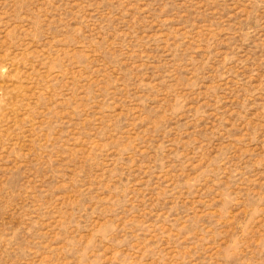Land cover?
I'll use <instances>...</instances> for the list:
<instances>
[{
  "label": "rangeland",
  "instance_id": "374dc122",
  "mask_svg": "<svg viewBox=\"0 0 264 264\" xmlns=\"http://www.w3.org/2000/svg\"><path fill=\"white\" fill-rule=\"evenodd\" d=\"M0 264H264V0H0Z\"/></svg>",
  "mask_w": 264,
  "mask_h": 264
}]
</instances>
